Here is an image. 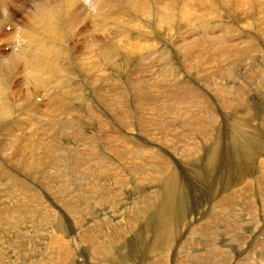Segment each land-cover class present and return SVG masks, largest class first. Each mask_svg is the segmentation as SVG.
<instances>
[{
    "label": "bare ground",
    "instance_id": "obj_1",
    "mask_svg": "<svg viewBox=\"0 0 264 264\" xmlns=\"http://www.w3.org/2000/svg\"><path fill=\"white\" fill-rule=\"evenodd\" d=\"M0 264H264V0H0Z\"/></svg>",
    "mask_w": 264,
    "mask_h": 264
},
{
    "label": "rangeland",
    "instance_id": "obj_2",
    "mask_svg": "<svg viewBox=\"0 0 264 264\" xmlns=\"http://www.w3.org/2000/svg\"><path fill=\"white\" fill-rule=\"evenodd\" d=\"M25 2H28L29 0H24ZM31 4H33V0H31ZM30 7H32L31 5H30ZM25 14V13H24ZM27 15V14H26ZM22 18H23V16H22ZM3 27H5V25H2ZM87 122H91V121H87ZM53 131V130H52ZM63 142V141H62ZM2 160V159H1ZM3 161V160H2ZM249 163H252V159L249 161ZM228 175H230L229 173H228ZM228 175H227V177L226 178H228ZM217 176V173H215V178H213V179H211V180H209V184H210V186H212L213 187V189H217L219 186H220V181H219V179H218V177H216ZM206 178V177H205ZM215 180V181H214ZM191 181V180H190ZM228 181H230V178L229 179H227V182ZM219 183V184H218ZM203 186V185H202ZM206 186V189H207V191H208V188H209V186H208V184H206L205 185ZM208 186V187H207ZM203 190L204 189H202V191H200L199 193L198 192H196V191H193L194 193H192V194H190V196H188V198L189 199H187L186 200V205L187 206H192V207H195V205H196V203L198 202V200H203L202 198H203ZM196 193V194H195ZM192 196V197H191ZM193 198V199H192ZM200 200V201H201ZM193 204H195V205H193Z\"/></svg>",
    "mask_w": 264,
    "mask_h": 264
}]
</instances>
